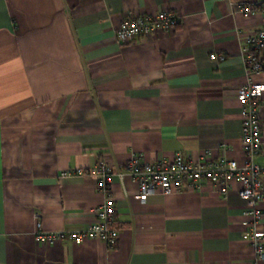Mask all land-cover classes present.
<instances>
[{
	"label": "crops",
	"instance_id": "0c3cea01",
	"mask_svg": "<svg viewBox=\"0 0 264 264\" xmlns=\"http://www.w3.org/2000/svg\"><path fill=\"white\" fill-rule=\"evenodd\" d=\"M160 11L178 17L175 30L116 41L126 18ZM261 27L236 0H0V264H261L245 240L238 183L226 195L203 184L142 202L131 177L114 175L112 250L34 238L35 214L63 234L96 221L99 164L124 173L132 154H209L242 166L238 33ZM255 81L264 83V63ZM259 118L252 162L262 166L264 94ZM74 169L83 174L59 176Z\"/></svg>",
	"mask_w": 264,
	"mask_h": 264
},
{
	"label": "built area",
	"instance_id": "2783aa9c",
	"mask_svg": "<svg viewBox=\"0 0 264 264\" xmlns=\"http://www.w3.org/2000/svg\"><path fill=\"white\" fill-rule=\"evenodd\" d=\"M239 14L243 19L259 18L262 27L246 34L238 33L241 41L239 55L245 67L246 83L236 92V100L241 108L240 142L246 161L242 166L227 159H211L205 154L197 162L186 160L176 154L172 161L150 162L140 154H132L123 167L124 173L105 164L97 165L91 173L98 178V190L103 201L95 209L96 221L84 230L69 232H46L42 229L39 214L34 215V238L39 243L52 244L67 238L78 243L84 239H94L105 244L108 250L116 245V234L113 228L115 203L112 198V177L122 180L124 174L137 184L135 199L146 202L150 197L168 196L184 191H197L203 184H212L222 195H226L233 183H238L239 198L245 203V217L249 231L246 242L252 247L254 261L264 264V165L252 162V158L261 148V121L259 103L264 94V83L255 79L263 73L264 63V0H236ZM179 19L172 13L160 11L154 15L126 18L116 30L115 39L119 44H128L133 40L155 34L171 32L179 25ZM211 61L223 62V55L211 54ZM83 170H67L63 176L82 175Z\"/></svg>",
	"mask_w": 264,
	"mask_h": 264
},
{
	"label": "trees",
	"instance_id": "16d2710c",
	"mask_svg": "<svg viewBox=\"0 0 264 264\" xmlns=\"http://www.w3.org/2000/svg\"><path fill=\"white\" fill-rule=\"evenodd\" d=\"M264 52V51H263Z\"/></svg>",
	"mask_w": 264,
	"mask_h": 264
}]
</instances>
